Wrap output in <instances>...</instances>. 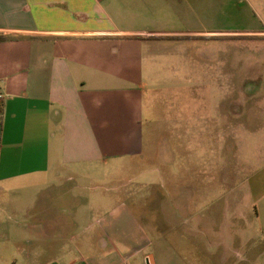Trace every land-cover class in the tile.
I'll return each instance as SVG.
<instances>
[{
	"label": "crops",
	"instance_id": "crops-1",
	"mask_svg": "<svg viewBox=\"0 0 264 264\" xmlns=\"http://www.w3.org/2000/svg\"><path fill=\"white\" fill-rule=\"evenodd\" d=\"M233 7L234 0H0V32L12 36L0 42V264H158L145 253L165 233L154 225L155 198L162 223L194 241L195 264H264V194L262 208L254 205V235L246 184L229 185L234 172L219 169L233 161L219 153L230 137L214 129L224 124L211 125L217 155L211 167L198 160L193 184L160 197L153 179L135 194L121 177L144 156L165 158L167 139L187 127L182 107L173 110L179 116L164 119L160 149L146 96L166 81L197 79L203 36L254 32L231 22L240 17ZM94 179L104 186L85 184ZM135 199L148 207L146 224L135 209L111 215L128 202L136 208ZM208 201L219 205L207 212ZM127 220L140 228L130 248L121 243ZM174 254L190 264L182 250Z\"/></svg>",
	"mask_w": 264,
	"mask_h": 264
},
{
	"label": "rangeland",
	"instance_id": "rangeland-1",
	"mask_svg": "<svg viewBox=\"0 0 264 264\" xmlns=\"http://www.w3.org/2000/svg\"><path fill=\"white\" fill-rule=\"evenodd\" d=\"M233 8L240 17L234 18L231 22L237 24L239 29L254 32L210 36L217 39L203 36L202 62L197 66V79L166 81L162 88L154 91L153 96H146L145 108L153 112L151 116L155 119V123L151 130L158 135L160 149H163L162 137L164 133L168 134L169 130L163 128L164 119L170 120L173 119V115L179 116L173 110L182 107L184 117L181 119L188 121L187 127L181 129L184 133L180 139L170 137L167 139L169 144L165 158L158 151L157 154H152V157L144 156V159L134 161V170H130L129 166L125 167L126 172L123 171L121 177L135 194L141 193L143 188L141 182L148 178L153 179L154 189L160 197H162L161 193L167 190L172 189L177 192L179 185L193 184L196 179L194 167H199L198 160H207L206 165L211 167L209 158L211 155H217L216 144L211 143L210 137H212L211 130L214 129L211 125L218 121L219 126L222 124L224 126L214 130L219 131L220 137H230L227 144H219V153L222 154L221 152L226 150L229 155H233V161H224L222 164L220 161L219 169H229L234 172L229 185L234 186L241 181L246 184L245 195L246 192L249 193V200L245 198V204L248 206L249 203L253 209L250 229L254 235H257L259 224L255 222L258 217L254 205L256 204L259 209L262 208L261 200L264 194V0H234ZM179 82L182 83L181 88H185L181 90L183 92L181 96L178 92ZM195 93L197 100L194 104ZM194 122H198L199 126L194 128ZM145 136L149 144L150 139L146 129ZM153 167L156 168L155 171L148 175L142 170ZM219 180L221 183V177ZM97 182L99 181L94 179L86 181L85 184L91 188L98 184L104 186L101 185V181ZM134 202L138 203L136 208L133 202L132 204L128 202V207L123 205L115 208L111 215H119V213L124 215L128 208L132 211L135 209L143 215L142 217L140 215V221L143 219L146 224L145 209L148 207L143 210L138 199ZM237 202L240 200L237 199ZM151 203V207L154 206L155 210L154 225L156 229L165 233L153 239V243L146 246L145 253L154 254L158 264H178L180 257L174 252L182 250L185 254L184 258L190 264H195L198 257L195 255L194 241L182 239L183 228H173V224L162 223L156 198ZM207 203L204 204L207 212L219 205V202ZM118 204L120 202H113L110 206ZM111 209L112 207H109L107 211ZM203 215L206 217L207 214ZM174 216H177L176 212L173 213L172 218ZM240 224L242 226V223ZM138 226L132 221H125L121 235L124 248L134 247V234L140 233ZM263 246L264 244L261 245ZM152 254L150 258L154 260ZM201 258L205 262L206 259Z\"/></svg>",
	"mask_w": 264,
	"mask_h": 264
},
{
	"label": "trees",
	"instance_id": "trees-1",
	"mask_svg": "<svg viewBox=\"0 0 264 264\" xmlns=\"http://www.w3.org/2000/svg\"><path fill=\"white\" fill-rule=\"evenodd\" d=\"M10 38H12V36H10L9 34L0 32V42L6 41ZM2 110H3V103L0 101V114L2 113Z\"/></svg>",
	"mask_w": 264,
	"mask_h": 264
},
{
	"label": "built area",
	"instance_id": "built-area-1",
	"mask_svg": "<svg viewBox=\"0 0 264 264\" xmlns=\"http://www.w3.org/2000/svg\"><path fill=\"white\" fill-rule=\"evenodd\" d=\"M3 100H4V95L3 93L0 92V101L3 103Z\"/></svg>",
	"mask_w": 264,
	"mask_h": 264
}]
</instances>
